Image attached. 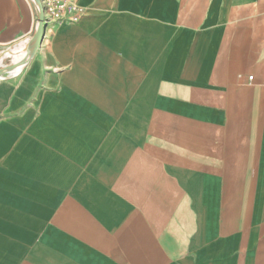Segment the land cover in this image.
Wrapping results in <instances>:
<instances>
[{"label":"crops","instance_id":"1","mask_svg":"<svg viewBox=\"0 0 264 264\" xmlns=\"http://www.w3.org/2000/svg\"><path fill=\"white\" fill-rule=\"evenodd\" d=\"M74 1L0 77V264H264V0Z\"/></svg>","mask_w":264,"mask_h":264},{"label":"built area","instance_id":"2","mask_svg":"<svg viewBox=\"0 0 264 264\" xmlns=\"http://www.w3.org/2000/svg\"><path fill=\"white\" fill-rule=\"evenodd\" d=\"M32 2L34 3L33 0ZM41 2L45 13V30L49 20L51 22H76L84 13L83 8L80 7L74 0H41ZM35 8L37 12L38 8L36 4ZM30 39L31 38L27 39L28 45ZM250 79H252V77H250Z\"/></svg>","mask_w":264,"mask_h":264},{"label":"water","instance_id":"3","mask_svg":"<svg viewBox=\"0 0 264 264\" xmlns=\"http://www.w3.org/2000/svg\"><path fill=\"white\" fill-rule=\"evenodd\" d=\"M34 3L36 4V6L38 8V10H37L38 24H37L35 34L30 39L27 57L25 58L24 63L28 62L30 59L35 57L36 53L38 52V50L42 44L43 37H44V31H45L44 8H43L41 0H34ZM16 67H17V64H11L8 67H4V68L0 69V75L4 74L5 71L13 70Z\"/></svg>","mask_w":264,"mask_h":264},{"label":"rangeland","instance_id":"4","mask_svg":"<svg viewBox=\"0 0 264 264\" xmlns=\"http://www.w3.org/2000/svg\"><path fill=\"white\" fill-rule=\"evenodd\" d=\"M48 22L51 21L49 20ZM21 45H27V38L19 40L18 42L9 46L0 47V69L8 67L14 63L15 59L11 53L18 49Z\"/></svg>","mask_w":264,"mask_h":264},{"label":"bare ground","instance_id":"5","mask_svg":"<svg viewBox=\"0 0 264 264\" xmlns=\"http://www.w3.org/2000/svg\"><path fill=\"white\" fill-rule=\"evenodd\" d=\"M28 47H29L28 44L27 45H24L20 49H16L15 51H13L11 53L14 56V59H15V61H14L13 64H17V67L14 68L13 70L5 71V73L2 74V75H0V77H3L5 75H7V74H11V73H13L16 70L23 68L22 66H24V65H26L28 63V62H25L24 63V60L27 57Z\"/></svg>","mask_w":264,"mask_h":264}]
</instances>
